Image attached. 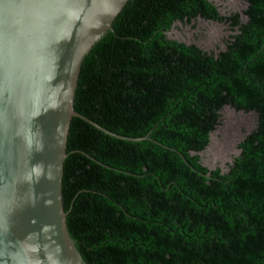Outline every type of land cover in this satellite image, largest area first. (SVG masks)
<instances>
[{
	"label": "trees",
	"instance_id": "16d2710c",
	"mask_svg": "<svg viewBox=\"0 0 264 264\" xmlns=\"http://www.w3.org/2000/svg\"><path fill=\"white\" fill-rule=\"evenodd\" d=\"M245 3L240 22L207 0H129L82 61L75 113L178 156L110 142L71 119L66 156L110 169L82 158L62 166L65 215L81 195L65 226L86 264H264V0ZM196 18L234 32L217 54L165 36ZM224 106L253 112L255 126L227 171L208 173L197 153Z\"/></svg>",
	"mask_w": 264,
	"mask_h": 264
},
{
	"label": "water",
	"instance_id": "95a60500",
	"mask_svg": "<svg viewBox=\"0 0 264 264\" xmlns=\"http://www.w3.org/2000/svg\"><path fill=\"white\" fill-rule=\"evenodd\" d=\"M128 2L0 0V264H86L65 226L81 195L65 215L62 166L82 158L110 169L82 153L66 156L71 119L110 142L178 158L140 141L145 137L106 132L72 109L82 61L115 28Z\"/></svg>",
	"mask_w": 264,
	"mask_h": 264
},
{
	"label": "rangeland",
	"instance_id": "374dc122",
	"mask_svg": "<svg viewBox=\"0 0 264 264\" xmlns=\"http://www.w3.org/2000/svg\"><path fill=\"white\" fill-rule=\"evenodd\" d=\"M221 17L232 14L244 21L245 0H207ZM234 34L226 23L203 21L196 18L188 23L174 22L165 36L185 45H194L202 52L217 54L228 37ZM255 126L253 112H238L224 106L218 112V123L210 133V141L201 154L200 163L206 168H218L225 172L236 157L237 145Z\"/></svg>",
	"mask_w": 264,
	"mask_h": 264
},
{
	"label": "flooded vegetation",
	"instance_id": "af4514ba",
	"mask_svg": "<svg viewBox=\"0 0 264 264\" xmlns=\"http://www.w3.org/2000/svg\"><path fill=\"white\" fill-rule=\"evenodd\" d=\"M175 22H177V21H175ZM207 22H208V21H207ZM209 22H215V21H209ZM173 23H174V22H173ZM173 23H172V24H173ZM215 23H218V22H215ZM219 23H224V22H219ZM172 24H171V25H172ZM170 28H171V26H170ZM170 28H169V29H170ZM166 32H167V31H166ZM166 32H165V33H166ZM179 43H180V42H179ZM233 110H234V109H233Z\"/></svg>",
	"mask_w": 264,
	"mask_h": 264
}]
</instances>
